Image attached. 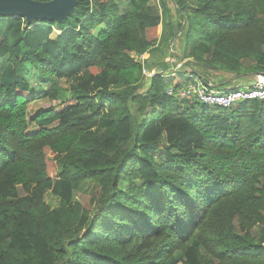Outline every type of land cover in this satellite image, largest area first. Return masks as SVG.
I'll return each instance as SVG.
<instances>
[{
    "label": "trees",
    "instance_id": "1",
    "mask_svg": "<svg viewBox=\"0 0 264 264\" xmlns=\"http://www.w3.org/2000/svg\"><path fill=\"white\" fill-rule=\"evenodd\" d=\"M176 38L182 55L168 51ZM144 55L162 74L143 77ZM169 57L185 61L178 76ZM0 61V264H264V102L165 94L183 75L222 88L219 73H264V0H78L61 23L0 16ZM31 71L50 88L35 90ZM38 99L49 105L30 113ZM86 183L89 208L73 200Z\"/></svg>",
    "mask_w": 264,
    "mask_h": 264
},
{
    "label": "built area",
    "instance_id": "2",
    "mask_svg": "<svg viewBox=\"0 0 264 264\" xmlns=\"http://www.w3.org/2000/svg\"><path fill=\"white\" fill-rule=\"evenodd\" d=\"M169 46V52H171ZM147 55L141 58L142 62V75L145 79L152 78L153 76L162 74L158 67L146 68L144 61ZM170 65V75L178 76L179 69L185 63L184 60H175L173 57L168 58ZM192 79L187 83L181 85L173 84L166 88L165 94L173 97L179 101H194L207 106H216L229 108L233 107L240 102L246 100H258L264 102V73H256L253 75L252 81L248 84H240L237 87L216 88L212 83H204L192 75H183Z\"/></svg>",
    "mask_w": 264,
    "mask_h": 264
},
{
    "label": "rangeland",
    "instance_id": "3",
    "mask_svg": "<svg viewBox=\"0 0 264 264\" xmlns=\"http://www.w3.org/2000/svg\"><path fill=\"white\" fill-rule=\"evenodd\" d=\"M170 10H171V14L173 12V7L172 5H170ZM175 17V15H174ZM177 19L175 20L176 22L179 21V18L176 17ZM99 30V29H98ZM96 30V32L98 31ZM57 34V31L56 29H54V32L52 34V37H55V35ZM183 37V34H180L177 36V38H179V41L181 40V38ZM174 39L172 41V43L169 44V46H171V50L173 49L174 52H176L177 54L179 55H182V53L184 52V44L183 43H179L178 42V39ZM165 47V46H163ZM170 49L168 48V51ZM4 65L5 63L3 61H0V73L2 71V69L4 68ZM181 69V67H180ZM179 69V70H180ZM31 74L29 75L28 74V81L30 83V85L35 89V90H48L50 88V84H45L43 83L39 78L38 76L36 75H33V72L31 71L30 72ZM216 73V72H215ZM219 85L221 84H225L224 82H228L229 84L227 85H231V87H233L234 85H236V87L238 86V84L244 82L245 80H250V77H238V78H233L231 79V81H229V74H225V73H219ZM233 76V75H231ZM253 77V76H252ZM235 79L237 81H235ZM238 81H240V83H238ZM250 82V81H249ZM218 85V84H216ZM227 85L223 86V87H228ZM62 86V91H60L58 93V101L62 102V101H65L68 99L69 97V93L64 91L65 89V85H61ZM222 87V88H223ZM112 89L116 90L118 89L117 86H113ZM58 101H56L55 103H57ZM48 102H47V99H38L36 101H33V102H30L28 104V110L30 113H33L34 111H36L37 109H39L40 107H43V106H48ZM46 155L48 156V166H49V172H50V175L52 177H54L56 175V171L57 169H59V167H57L56 163L54 161H52V154L49 153V151H46ZM94 191H95V186L91 183H86V184H83L81 186V188L79 189V191H76L74 193V196H73V200L80 203L84 208H89L90 205H89V201H90V198L94 195ZM21 194L23 195V193L21 192ZM44 201L45 203L50 207V208H56L58 205H59V199L56 197V196H53L52 194H50L49 192H47L45 195H44Z\"/></svg>",
    "mask_w": 264,
    "mask_h": 264
},
{
    "label": "water",
    "instance_id": "4",
    "mask_svg": "<svg viewBox=\"0 0 264 264\" xmlns=\"http://www.w3.org/2000/svg\"><path fill=\"white\" fill-rule=\"evenodd\" d=\"M78 0H0V16L24 17L27 24L34 20H48L61 23L75 11Z\"/></svg>",
    "mask_w": 264,
    "mask_h": 264
},
{
    "label": "crops",
    "instance_id": "5",
    "mask_svg": "<svg viewBox=\"0 0 264 264\" xmlns=\"http://www.w3.org/2000/svg\"><path fill=\"white\" fill-rule=\"evenodd\" d=\"M102 27H100V29H101ZM252 79H253V77L252 78H250V80H245L244 82H242V83H240V81H238V83H240V84H248V83H250L249 81H252ZM235 81H237L236 79H235ZM231 83H232V81H231ZM240 84H238V85H240ZM237 85V84H236ZM236 85H234L233 87H236ZM228 87H231V85H227ZM223 88H227V87H223Z\"/></svg>",
    "mask_w": 264,
    "mask_h": 264
}]
</instances>
